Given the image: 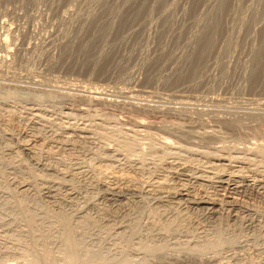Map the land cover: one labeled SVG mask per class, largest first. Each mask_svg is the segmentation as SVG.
I'll return each mask as SVG.
<instances>
[{
	"label": "rangeland",
	"instance_id": "1",
	"mask_svg": "<svg viewBox=\"0 0 264 264\" xmlns=\"http://www.w3.org/2000/svg\"><path fill=\"white\" fill-rule=\"evenodd\" d=\"M127 1L0 0V48L8 34L13 51L0 60V109L113 130L141 156L154 150L147 164L166 173L216 163L264 174V0ZM66 160L55 163L72 169ZM1 214L0 264H33L30 228L6 227ZM260 231L126 264H264Z\"/></svg>",
	"mask_w": 264,
	"mask_h": 264
},
{
	"label": "bare ground",
	"instance_id": "2",
	"mask_svg": "<svg viewBox=\"0 0 264 264\" xmlns=\"http://www.w3.org/2000/svg\"><path fill=\"white\" fill-rule=\"evenodd\" d=\"M7 36L0 60L13 53ZM11 115L0 109V214L6 227L30 228L33 264H126L170 247L195 255L231 246L237 231L264 230L262 173L216 163L166 173L147 164L154 150L141 156L113 130ZM64 159L72 169L56 164Z\"/></svg>",
	"mask_w": 264,
	"mask_h": 264
}]
</instances>
